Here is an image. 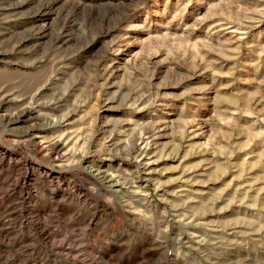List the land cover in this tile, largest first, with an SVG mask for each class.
<instances>
[{"label":"rangeland","instance_id":"rangeland-1","mask_svg":"<svg viewBox=\"0 0 264 264\" xmlns=\"http://www.w3.org/2000/svg\"><path fill=\"white\" fill-rule=\"evenodd\" d=\"M0 264H264V0H0Z\"/></svg>","mask_w":264,"mask_h":264},{"label":"bare ground","instance_id":"bare-ground-1","mask_svg":"<svg viewBox=\"0 0 264 264\" xmlns=\"http://www.w3.org/2000/svg\"><path fill=\"white\" fill-rule=\"evenodd\" d=\"M108 183H110V184H112V185L114 184V183H112V180H108Z\"/></svg>","mask_w":264,"mask_h":264}]
</instances>
